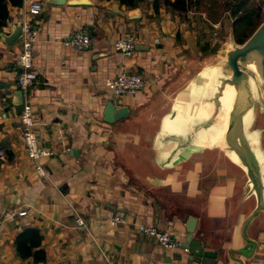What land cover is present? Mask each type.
I'll use <instances>...</instances> for the list:
<instances>
[{"label":"crops","instance_id":"crops-1","mask_svg":"<svg viewBox=\"0 0 264 264\" xmlns=\"http://www.w3.org/2000/svg\"><path fill=\"white\" fill-rule=\"evenodd\" d=\"M67 1L73 0L63 5L43 0L37 14L29 11V0L8 6L0 30V264H199L180 248L189 218L196 220L192 240L217 252L213 264H264V215L248 229L254 250L240 234L249 214L242 212L243 179L219 178L212 165L207 171L188 162L161 167L155 158L160 121L192 69L217 51L218 32L205 17L187 20V13L163 5L155 12L153 0L134 9L116 1ZM24 22L37 31L36 79L26 96L17 85L19 39L4 41ZM81 29L89 32L90 46H66ZM126 36L135 40L130 57L113 47ZM122 69L144 79L134 97H116L104 85ZM25 101L40 146L53 152L40 161L45 177L37 174L21 138ZM108 103L126 108L127 115L106 123ZM19 211L26 214L16 216ZM115 216L123 222L112 225ZM139 225L169 232L179 248H161ZM28 228L41 236L43 262L16 253L15 238Z\"/></svg>","mask_w":264,"mask_h":264},{"label":"water","instance_id":"water-1","mask_svg":"<svg viewBox=\"0 0 264 264\" xmlns=\"http://www.w3.org/2000/svg\"><path fill=\"white\" fill-rule=\"evenodd\" d=\"M49 2L63 5L66 0ZM21 28L16 25L4 36L7 45L17 41ZM218 56L214 63L196 65L187 83L174 94L156 134L155 158L161 167L188 162V167L200 164L207 171L212 165L209 168H217L230 179H243L242 212L249 214L241 222L240 234L254 250L256 243L248 229L264 215V21L241 45L230 34ZM127 113L126 108L108 103L104 121L111 124ZM195 224L194 218L188 219L187 237L180 248L190 253V261L213 264L217 252L205 251L199 241L192 240ZM250 256L251 252L244 257Z\"/></svg>","mask_w":264,"mask_h":264},{"label":"built area","instance_id":"built-area-1","mask_svg":"<svg viewBox=\"0 0 264 264\" xmlns=\"http://www.w3.org/2000/svg\"><path fill=\"white\" fill-rule=\"evenodd\" d=\"M43 0H29V11L37 14L42 10ZM21 34L19 36L20 52L17 58L20 73L17 75V85L20 91L26 96L28 87L33 84L36 74L33 70L32 47L37 38V31L30 22L21 24ZM217 29L218 25H212ZM91 44V37L86 29L76 31L66 42L65 45L76 50L87 49ZM114 50L122 57H130L135 51V40L132 36L119 38L115 41ZM105 87L116 97H134L144 87V79L138 73H131L122 69L116 77L105 82ZM21 123V138L25 145L28 159L33 163L37 174L45 177L40 161L53 156L50 149L40 146V138L35 130L36 120L31 105L28 101L23 103L19 114ZM3 156L0 150V158ZM25 211H19L16 216L25 215ZM14 216V214H11ZM120 216L111 219V224L122 223ZM79 226L83 225L81 220H77ZM139 232L144 236L153 239L155 243L163 249L174 250L179 248V242L175 240L167 231L158 230L154 226L139 225Z\"/></svg>","mask_w":264,"mask_h":264},{"label":"trees","instance_id":"trees-1","mask_svg":"<svg viewBox=\"0 0 264 264\" xmlns=\"http://www.w3.org/2000/svg\"><path fill=\"white\" fill-rule=\"evenodd\" d=\"M116 1L119 5L126 8H137L144 0H106ZM206 7L207 18L211 23H217L219 19L218 9L229 12L232 19L231 35L236 44H243L264 21L261 16V10L255 6L252 0H228L225 6L217 5L215 2H209ZM23 0H0V30L5 26L8 19V6L19 8ZM163 5L178 13L186 14L191 7L199 9L203 5V0H153L152 6L155 12H158L159 6ZM41 236L35 229H23L15 238L14 246L17 255L22 259L32 257L35 263L45 260V252L40 249Z\"/></svg>","mask_w":264,"mask_h":264},{"label":"rangeland","instance_id":"rangeland-1","mask_svg":"<svg viewBox=\"0 0 264 264\" xmlns=\"http://www.w3.org/2000/svg\"><path fill=\"white\" fill-rule=\"evenodd\" d=\"M145 1V0H144ZM228 0H203V5L201 7H199V9H195V7H191L190 10L188 11L187 18L185 15V18L187 20L189 19H199L201 17H205L207 20V10L206 7H209V2H215L217 5L220 6H225V3ZM253 3L255 4V6L259 7L261 10V16L262 18H264V0H252ZM218 13H219V19L217 21V23H211V28L218 32L216 36H213L214 40H215V44H216V52L212 55H207L204 57V59L201 61L202 64L206 65V64H211L214 63L216 61V59L219 57L218 56V52L221 50V48L226 44L228 38L230 37V34L232 33L231 31V24H232V19L229 15V12L224 11L219 8L218 9ZM202 19V18H201ZM209 21V20H208ZM212 25H218V28L215 29L213 28ZM216 176V174L214 173V177ZM219 178H223L225 176V173L221 172L219 173ZM217 176V177H218Z\"/></svg>","mask_w":264,"mask_h":264}]
</instances>
